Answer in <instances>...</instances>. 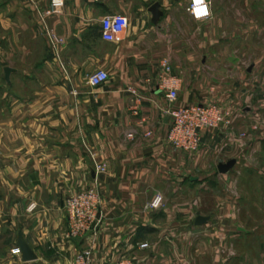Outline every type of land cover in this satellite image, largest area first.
Listing matches in <instances>:
<instances>
[{
    "label": "crops",
    "instance_id": "0c3cea01",
    "mask_svg": "<svg viewBox=\"0 0 264 264\" xmlns=\"http://www.w3.org/2000/svg\"><path fill=\"white\" fill-rule=\"evenodd\" d=\"M206 1L211 16L197 20L189 0H64L44 20L64 41L62 68L37 12L50 0H0V264H77L88 249L100 264H264V131L248 127L253 107L242 111L244 94L264 102V0ZM115 13L128 25L105 41L101 19ZM164 58L178 79L175 104L215 103L236 116L202 130L194 152L166 139ZM97 68L108 79L91 86ZM94 184L98 220L68 236L65 199ZM198 215L207 221L196 225ZM19 230L34 259L13 251Z\"/></svg>",
    "mask_w": 264,
    "mask_h": 264
},
{
    "label": "built area",
    "instance_id": "2783aa9c",
    "mask_svg": "<svg viewBox=\"0 0 264 264\" xmlns=\"http://www.w3.org/2000/svg\"><path fill=\"white\" fill-rule=\"evenodd\" d=\"M64 0H50L49 7L44 11H37L40 22L43 24V34L47 41L48 47L53 59L64 68L60 60V47L64 43L63 39L53 30L44 24L45 17L49 14L57 12L63 6ZM207 7L209 2L205 0ZM197 0H189L187 10L193 18L196 19ZM209 8V7H208ZM128 25L127 17L120 13L105 15L100 22V35L105 41H114L116 37L124 31ZM161 71L158 74V88L166 91V99L169 107L165 112L170 116V127L166 135L167 141L174 147L185 152H194L200 144V133L202 130L220 128L229 126L233 123L235 113L228 108L222 107L215 103H195L189 105L175 104L178 90V79L171 74V66L169 60L164 58L160 62ZM108 79V73L101 68L92 71L87 82L91 86H98ZM132 95H136L134 89L129 90ZM133 113L138 115L136 108ZM145 120L140 118L139 123ZM253 129L257 128V124L252 125ZM150 131H146L145 135L149 136ZM133 134L128 133L131 137ZM245 136V132L240 133ZM104 166H96V170L104 171ZM161 196L155 195L149 202V206L157 208L161 205ZM101 202L100 194L96 184L69 195L64 202V207L68 218V236H76L78 234L91 230L98 220V208ZM33 208V204L28 209ZM138 247L147 248V242H140ZM18 252V248L14 249ZM90 250H84L76 258L77 264H100L91 259ZM112 264H131L128 260H122Z\"/></svg>",
    "mask_w": 264,
    "mask_h": 264
},
{
    "label": "water",
    "instance_id": "95a60500",
    "mask_svg": "<svg viewBox=\"0 0 264 264\" xmlns=\"http://www.w3.org/2000/svg\"><path fill=\"white\" fill-rule=\"evenodd\" d=\"M149 11L152 14V21L153 22H156L159 19L160 15L162 14V12L159 10L158 3H154L149 8ZM11 71H12V69L10 67L4 68L5 79L7 82H9V76H10ZM234 163H235V159H233V158L229 159L225 162H219L217 165V169L220 173H226L229 169L232 168ZM207 219H208L207 216L198 215V216H196L194 223L196 225H201V224L205 223L207 221ZM16 245L19 249L21 258L23 260H31V259H34L36 257L34 252L32 251V249L29 247V245L24 240L21 230H19L17 233Z\"/></svg>",
    "mask_w": 264,
    "mask_h": 264
},
{
    "label": "rangeland",
    "instance_id": "374dc122",
    "mask_svg": "<svg viewBox=\"0 0 264 264\" xmlns=\"http://www.w3.org/2000/svg\"><path fill=\"white\" fill-rule=\"evenodd\" d=\"M50 61L51 62H53L54 61V59H53V57H52V54H50ZM55 63H57L56 61H54ZM245 64H248L249 62H248V60H246L245 62H244ZM263 88V89H262ZM257 91V93L260 95V96H263L264 95V87H262L261 85H259V87H258V89L256 90ZM247 94H249V93H247ZM247 94H244V100H243V105H242V111H243V109H244V111L245 110H247L248 112L249 111H251L252 110V107L256 110V113L254 112L253 114H254V117H253V119L251 120V121H249V129H253L252 128V125L253 124H257V128L256 129H253V130H261V131H264V105H263V103L264 102H257L256 100H251V98L249 97L250 95H247ZM264 99V98H263ZM253 103H255V104H253ZM228 109H231L232 111H233V109L232 108H228ZM240 112V113H243V112ZM234 112V111H233ZM248 121V120H247ZM232 125V124H231ZM262 143L264 144V141H262ZM263 157H264V154H263ZM262 181V179L261 178H259V182H261ZM256 190H257V188L256 187H254ZM258 191H261L260 190V187H259V189H258ZM264 191V189L262 190V192ZM262 202V201H261ZM261 202H260V204H261ZM68 219V218H67ZM16 248H18V247H16ZM15 249V248H14ZM14 251V250H13ZM15 252V251H14ZM16 253V252H15ZM17 253H20L19 252V249H18V252Z\"/></svg>",
    "mask_w": 264,
    "mask_h": 264
},
{
    "label": "clouds",
    "instance_id": "9594fccd",
    "mask_svg": "<svg viewBox=\"0 0 264 264\" xmlns=\"http://www.w3.org/2000/svg\"><path fill=\"white\" fill-rule=\"evenodd\" d=\"M196 19L204 20L211 16V11L205 4V0H197ZM199 13V14H198Z\"/></svg>",
    "mask_w": 264,
    "mask_h": 264
},
{
    "label": "snow or ice",
    "instance_id": "6c2138e0",
    "mask_svg": "<svg viewBox=\"0 0 264 264\" xmlns=\"http://www.w3.org/2000/svg\"><path fill=\"white\" fill-rule=\"evenodd\" d=\"M199 14V13H198Z\"/></svg>",
    "mask_w": 264,
    "mask_h": 264
}]
</instances>
